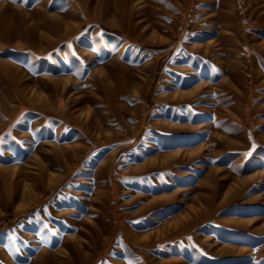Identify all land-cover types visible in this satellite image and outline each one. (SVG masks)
I'll use <instances>...</instances> for the list:
<instances>
[{
	"label": "rangeland",
	"instance_id": "1",
	"mask_svg": "<svg viewBox=\"0 0 264 264\" xmlns=\"http://www.w3.org/2000/svg\"><path fill=\"white\" fill-rule=\"evenodd\" d=\"M0 264H264V0H0Z\"/></svg>",
	"mask_w": 264,
	"mask_h": 264
}]
</instances>
